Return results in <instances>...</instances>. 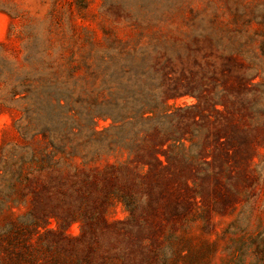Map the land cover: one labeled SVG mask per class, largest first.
I'll return each mask as SVG.
<instances>
[{
  "label": "rangeland",
  "instance_id": "obj_1",
  "mask_svg": "<svg viewBox=\"0 0 264 264\" xmlns=\"http://www.w3.org/2000/svg\"><path fill=\"white\" fill-rule=\"evenodd\" d=\"M0 44L96 74L110 139L136 140L33 175L12 196L31 209L2 216L47 217L44 242L81 264L263 263L264 0H0ZM139 87L159 97L134 123Z\"/></svg>",
  "mask_w": 264,
  "mask_h": 264
},
{
  "label": "trees",
  "instance_id": "obj_2",
  "mask_svg": "<svg viewBox=\"0 0 264 264\" xmlns=\"http://www.w3.org/2000/svg\"><path fill=\"white\" fill-rule=\"evenodd\" d=\"M22 49L27 53L21 59L0 55V113L11 114L14 132L12 142L0 148V177H8L9 184L0 204V264H81L44 242L54 234L47 217L41 219L31 210L2 214L28 208L25 195L12 196L33 175L76 158L96 161L117 147L131 150L136 140L110 139L121 118L102 109L99 97L104 91L95 87L96 74L89 85L71 59L37 55L33 45ZM150 96L139 87L130 97L139 102L130 117L134 123L150 119L159 94L152 100ZM108 118L111 125L97 130L96 121Z\"/></svg>",
  "mask_w": 264,
  "mask_h": 264
}]
</instances>
